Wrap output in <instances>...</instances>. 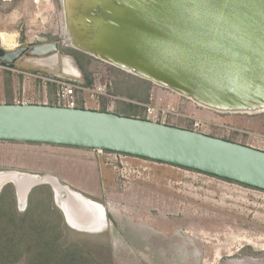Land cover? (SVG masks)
I'll list each match as a JSON object with an SVG mask.
<instances>
[{"label":"water","instance_id":"1","mask_svg":"<svg viewBox=\"0 0 264 264\" xmlns=\"http://www.w3.org/2000/svg\"><path fill=\"white\" fill-rule=\"evenodd\" d=\"M60 3L67 48L217 113H264V0ZM27 50L7 54L5 61L12 66ZM37 50L46 48L34 47L32 55ZM0 142L118 153L264 191L263 151L114 113L0 104ZM8 174L0 176V193L12 184L18 199L20 185ZM31 179L28 196L39 185L53 192L59 185L49 177Z\"/></svg>","mask_w":264,"mask_h":264},{"label":"rangeland","instance_id":"2","mask_svg":"<svg viewBox=\"0 0 264 264\" xmlns=\"http://www.w3.org/2000/svg\"><path fill=\"white\" fill-rule=\"evenodd\" d=\"M6 1L12 0H1L0 29H4L6 17L13 11L8 12L11 5ZM15 4L14 9L20 11L10 29L18 34V39L10 47L0 38V62L7 63V54L28 50L12 67L0 65V104L20 101L40 105L53 101L54 88L44 86L28 74L41 72L64 78L73 76L74 70L84 83V74L74 58L63 52L69 48L63 44L60 0H16ZM54 45L57 51H53ZM40 46L46 50L35 57L31 50ZM93 59L89 74L95 83L91 88H102L105 95L90 100L83 94L88 101L87 110L110 109L114 114L124 115L118 108L121 102L132 104L131 115L143 113L144 103L115 94L116 83L123 82L130 97L129 89L141 87L142 79L131 78L130 74ZM8 79L10 93L6 91ZM147 104L170 112L168 122L174 127L191 130L199 121L207 136L264 151V113H217L154 84ZM24 145L0 142V173L28 176L33 164L22 149ZM150 167L152 177L148 178L147 173L138 176L126 172L123 174L129 178L126 181L110 165L113 187L97 200L107 213V222L101 227L104 231L77 232L68 227L64 243L78 242L106 264H264V191L166 164L152 162ZM67 196L63 187L61 196L54 192L55 206L58 208L57 197L66 202ZM22 206L18 203L21 213ZM93 219L91 216L88 223Z\"/></svg>","mask_w":264,"mask_h":264},{"label":"trees","instance_id":"3","mask_svg":"<svg viewBox=\"0 0 264 264\" xmlns=\"http://www.w3.org/2000/svg\"><path fill=\"white\" fill-rule=\"evenodd\" d=\"M15 2L16 0H12L11 3H9L11 6L8 12L14 10L16 6ZM22 40L24 41V38H22ZM63 52L76 61L78 68L82 74H84V85L86 87L93 86L95 80L90 77L89 70L94 59L71 49H65ZM121 74L125 75L124 73ZM129 77L135 78L131 75H129ZM139 81L141 87L129 89V91H132L130 97L128 96V92L124 89L123 82H117L115 86L116 96L147 104L149 100V90L152 84L142 80ZM51 88H53V86H51ZM6 91L7 93L11 92V82L9 79L6 82ZM6 104L15 103L9 101ZM131 105L132 104H122L118 102V108L126 113L120 116L132 118V115L129 113L132 109ZM144 112L140 113L139 116H134V118H142ZM177 168L184 169L181 167ZM220 180L234 183L224 179ZM238 185L250 188L245 185ZM67 230L68 227L65 223L64 216L60 209L55 206L54 192L51 186L39 185L35 187L30 192L27 207L22 213L18 210L17 194L14 185L8 184L1 191L0 264H106L98 260L78 242L65 244Z\"/></svg>","mask_w":264,"mask_h":264},{"label":"crops","instance_id":"4","mask_svg":"<svg viewBox=\"0 0 264 264\" xmlns=\"http://www.w3.org/2000/svg\"><path fill=\"white\" fill-rule=\"evenodd\" d=\"M6 3L9 4L11 1H6ZM19 11L20 8L14 9L10 16L6 17V20L8 21L5 22L4 29H0V34L11 33L15 35L13 42H11L12 44L17 42L18 34L11 31L10 27H12V24L15 25V22L18 19L16 14ZM36 53H43V50H37L34 52L33 55L35 57L37 55ZM54 94L53 98L55 99ZM80 104H82V101H80ZM134 116L136 115H132V118H134ZM24 146L25 147H22V149L29 154L30 161H32L31 163L33 164V169L28 171L29 176H34L40 179L42 178L43 180L47 177L53 178L61 187L68 189L70 192L94 200L98 203L99 201L97 200L102 199L103 196L113 187L112 169L110 168V165L105 162V158L98 154L97 151L39 144H25ZM106 169H108L109 172L105 171ZM69 201L70 200H68V202ZM75 201L76 204H79L77 203L79 200ZM71 206L74 209L72 204ZM82 209L84 211V208ZM105 216H107V213ZM66 222L67 221H65V223ZM106 222L107 220L105 223ZM66 225L71 229L68 223H66ZM103 231L104 229H102V232Z\"/></svg>","mask_w":264,"mask_h":264},{"label":"built area","instance_id":"5","mask_svg":"<svg viewBox=\"0 0 264 264\" xmlns=\"http://www.w3.org/2000/svg\"><path fill=\"white\" fill-rule=\"evenodd\" d=\"M0 65L10 67L7 63L4 62H0ZM28 75L36 78L38 81L43 82L44 86L51 85L55 89L54 101L53 102L46 101L45 103L40 105L54 106V107L66 108V109L87 110L88 101H86L84 97H82L83 94L88 95L90 100H94L96 98V95H105V90H102V88L95 89L91 87H86L83 81L81 80V75L79 73L64 78L57 76L55 74L44 75L41 72H37V74H28ZM80 101H82V104H80ZM15 104H31V103L16 101ZM142 106L145 109L144 116L142 118L138 117L137 119L146 120L149 122H154L165 126H172L168 122V118H167V114H170V112L160 107H154L152 106V104H143ZM109 110L106 112L112 113ZM190 131L204 134L203 124L199 121L195 122L193 124V128ZM249 148H253V147L250 146ZM97 153L105 158L107 164L113 166L116 169V171L121 173L122 179L126 181L129 180L128 177L123 175L126 172L133 173L138 176H142L145 173H147L148 178L152 177V169L150 167V165H152V161L150 160H145L132 156H126L118 153H108L103 151H97ZM25 209L26 207L22 211H25Z\"/></svg>","mask_w":264,"mask_h":264},{"label":"bare ground","instance_id":"6","mask_svg":"<svg viewBox=\"0 0 264 264\" xmlns=\"http://www.w3.org/2000/svg\"><path fill=\"white\" fill-rule=\"evenodd\" d=\"M0 38H1L2 42L5 44V46L11 47V46H13L11 44V42H13L15 35L11 34V33H2V34H0ZM71 71H72L71 72L72 75L77 74L74 70H71ZM5 174H8V173H0V176H3ZM8 175L10 176V178L13 177L12 179L17 184V186L20 185V188H19L20 191L18 193V199H17L18 203L23 205L22 209L27 207V201H28L27 193H28V190L30 189V187L32 185V183L30 181V180H32L31 178H34V180H38V181H42V180L40 178H36L34 176L20 175L17 173H11ZM25 180H29V181H25ZM26 182H29V183L26 184L24 188H22L23 183H26ZM47 182L51 183V182H55V180L47 181ZM54 190H55L56 194H59L61 196L62 187L60 185L56 184L54 186ZM65 190L67 193H69L67 196L69 199H70L71 195L74 197H72V199L69 202H68L69 199L67 197H65L66 202H61L58 197H57L56 201H57L58 207L65 212L66 217H67V222H68L70 228L77 230V231H83V232H88V233H99L100 230L102 229L101 227L104 226V224H105V214H106L105 207L102 204H100L94 200L87 199V198L81 197L78 194L72 193L66 188H65ZM75 200H79V202H77L79 204H76ZM71 204L74 206V209L72 208ZM87 206L89 208V211H88ZM82 208H84V211ZM91 213H92V215H91ZM91 216L94 218L93 219L94 221H92V222L89 221L91 223H88L87 220L90 219ZM103 217H104V219H103Z\"/></svg>","mask_w":264,"mask_h":264}]
</instances>
